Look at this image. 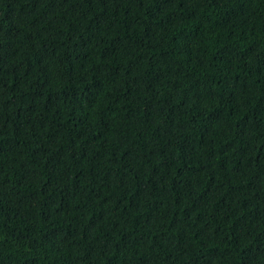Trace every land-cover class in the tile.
Segmentation results:
<instances>
[{"label":"trees","instance_id":"obj_1","mask_svg":"<svg viewBox=\"0 0 264 264\" xmlns=\"http://www.w3.org/2000/svg\"><path fill=\"white\" fill-rule=\"evenodd\" d=\"M0 264H264V0H0Z\"/></svg>","mask_w":264,"mask_h":264}]
</instances>
